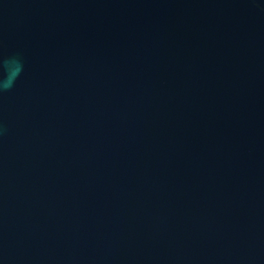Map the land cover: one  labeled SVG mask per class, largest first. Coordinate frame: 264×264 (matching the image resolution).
I'll return each instance as SVG.
<instances>
[{"label":"water","instance_id":"95a60500","mask_svg":"<svg viewBox=\"0 0 264 264\" xmlns=\"http://www.w3.org/2000/svg\"><path fill=\"white\" fill-rule=\"evenodd\" d=\"M0 264H264V0H0Z\"/></svg>","mask_w":264,"mask_h":264},{"label":"clouds","instance_id":"9594fccd","mask_svg":"<svg viewBox=\"0 0 264 264\" xmlns=\"http://www.w3.org/2000/svg\"><path fill=\"white\" fill-rule=\"evenodd\" d=\"M3 64L8 69V75L3 82V90H7L12 86L15 78L22 71V65L17 59H4Z\"/></svg>","mask_w":264,"mask_h":264}]
</instances>
